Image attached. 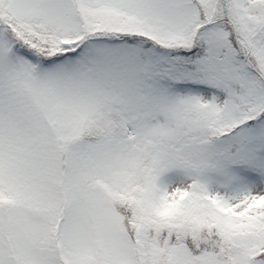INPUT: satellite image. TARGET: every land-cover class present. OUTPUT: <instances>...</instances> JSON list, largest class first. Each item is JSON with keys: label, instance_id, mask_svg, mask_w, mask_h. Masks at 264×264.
I'll list each match as a JSON object with an SVG mask.
<instances>
[{"label": "snow or ice", "instance_id": "snow-or-ice-1", "mask_svg": "<svg viewBox=\"0 0 264 264\" xmlns=\"http://www.w3.org/2000/svg\"><path fill=\"white\" fill-rule=\"evenodd\" d=\"M0 264H264V0H0Z\"/></svg>", "mask_w": 264, "mask_h": 264}]
</instances>
